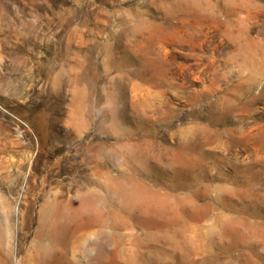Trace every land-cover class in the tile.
<instances>
[{"label": "rangeland", "instance_id": "1", "mask_svg": "<svg viewBox=\"0 0 264 264\" xmlns=\"http://www.w3.org/2000/svg\"><path fill=\"white\" fill-rule=\"evenodd\" d=\"M0 264H264V0H0Z\"/></svg>", "mask_w": 264, "mask_h": 264}]
</instances>
